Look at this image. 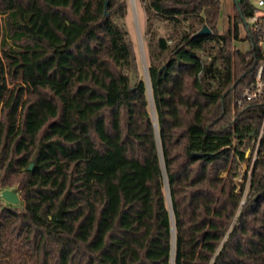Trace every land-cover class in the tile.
Masks as SVG:
<instances>
[{"label": "trees", "instance_id": "16d2710c", "mask_svg": "<svg viewBox=\"0 0 264 264\" xmlns=\"http://www.w3.org/2000/svg\"><path fill=\"white\" fill-rule=\"evenodd\" d=\"M139 1L133 80L125 0H0V178L22 201L0 200V264H264V137L235 190L264 118L237 106L254 8L235 1L220 33L221 0Z\"/></svg>", "mask_w": 264, "mask_h": 264}, {"label": "rangeland", "instance_id": "374dc122", "mask_svg": "<svg viewBox=\"0 0 264 264\" xmlns=\"http://www.w3.org/2000/svg\"><path fill=\"white\" fill-rule=\"evenodd\" d=\"M222 10L220 19L218 21V31L223 33L228 27L229 18L233 15L234 2L241 0H221ZM126 11L123 15H117V22L124 28L128 34V41L132 51V67L130 70V75L133 80H138L140 78H147V60H148V45H149V35L147 34V13L144 5L139 0H125ZM156 33V38L168 37L173 32V26L165 21L156 20L154 24V29ZM235 47L242 52L250 51V43L246 39V29L241 25L240 27V38L238 41L234 42ZM250 157V153L247 154ZM252 156V155H251ZM251 162V161H250ZM244 163L239 168V176L235 180V190L238 192L245 185L244 197L247 194V189L249 187L250 174L248 171L252 163ZM0 164H5L0 158ZM5 169L3 176H5ZM12 189L8 187H1V190ZM0 200L4 204H9L4 201L0 195Z\"/></svg>", "mask_w": 264, "mask_h": 264}, {"label": "built area", "instance_id": "2783aa9c", "mask_svg": "<svg viewBox=\"0 0 264 264\" xmlns=\"http://www.w3.org/2000/svg\"><path fill=\"white\" fill-rule=\"evenodd\" d=\"M254 8L253 14L247 19L246 25L249 32L255 37L257 50L259 52V61L257 63L254 81L247 86L239 100L237 101L238 108L255 102L262 103L264 106V0H246ZM247 36V33H246ZM264 137V118L261 132L254 140L255 149L251 158L252 166L248 170L252 172L254 163L257 160L262 138ZM251 175V174H250Z\"/></svg>", "mask_w": 264, "mask_h": 264}, {"label": "water", "instance_id": "95a60500", "mask_svg": "<svg viewBox=\"0 0 264 264\" xmlns=\"http://www.w3.org/2000/svg\"><path fill=\"white\" fill-rule=\"evenodd\" d=\"M107 5H106L105 14H107ZM210 33H211V30L207 26H205L200 31L199 34L200 35H208ZM1 187H5L4 177L0 178V195H1L2 199L4 201H6L7 203H9L10 205H13V206H17V205H20L22 203L21 198H20L18 192L16 191V189H14V190H12V189L1 190Z\"/></svg>", "mask_w": 264, "mask_h": 264}]
</instances>
